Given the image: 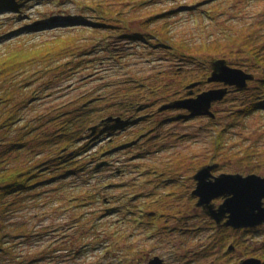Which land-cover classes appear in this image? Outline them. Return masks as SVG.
<instances>
[{"label": "trees", "instance_id": "obj_1", "mask_svg": "<svg viewBox=\"0 0 264 264\" xmlns=\"http://www.w3.org/2000/svg\"><path fill=\"white\" fill-rule=\"evenodd\" d=\"M52 1L53 6L57 5L56 0ZM52 1L0 0V44L5 43L12 35L26 30L38 32L59 27L61 25L58 23L64 20L67 22L65 26H75L77 24L74 22L83 17L71 14L69 9L39 12L40 15L36 17L27 14L33 5L52 4ZM114 1L97 0L79 5L82 11L88 9L95 12L89 16L91 23L102 24V28L111 27L114 30L110 35L103 34L99 41H92L91 46L94 49L92 47L91 53L94 56L87 57L90 44L88 39L69 35L43 40L42 49H21L13 51L5 59H0V259H12L16 248L12 243L13 239L28 243L33 236L39 234L23 220H16L14 213L25 204L41 208L46 202L54 203L52 209L56 212H61L59 209L65 214L72 209L77 211L75 219L78 218L77 225L81 227L79 232L82 233L73 240L74 245H79L77 254H82L89 248H100L103 254L110 258L116 257L118 262L125 263L127 258L118 247L123 241V249L128 257L137 255L141 258V262L136 263L133 257V261L128 264H149L155 258L163 260L162 264H247L250 260L264 264V225L248 229L212 227L215 223L210 224L207 219L209 217L197 210L195 196L188 193V198L182 199L181 193L172 187L177 182L176 178H163L159 170V173L157 170L150 171L159 177L158 182L154 179L148 180L149 184L154 183L152 194H157L159 199L151 200V194L146 193L143 201L137 203V197H133L128 202L130 205L127 210L130 211L129 214L135 213L138 225L146 223L156 229V224H161L159 235L168 237V244H174L168 249V259L157 254L160 244H155V248L150 249L132 245L130 236L124 233L127 219H111L112 214L122 207H116L117 202L112 203L106 215H96L95 210L85 209L100 199L101 192L96 189V184H99L103 192L105 188H113L112 185L105 184L106 179L101 177L92 180V172L88 174L92 169L97 172L100 168L111 165V159L129 154L133 147L138 148L139 155L145 153L139 143L136 144V141L128 138L129 127L140 120L151 118L154 113L147 111L150 105L146 93L161 90L153 80L159 79L162 72L154 77H146L139 71L126 69L133 68L130 59H127V51L132 46H122L121 40L112 37H125L126 44L130 43L127 42L130 39L143 40L145 47L149 45L156 49H165L168 52L170 80L180 79L178 77L185 76L186 73L192 74L193 79H189L184 90L170 93L173 84L168 83V102L158 108V114L168 113L163 122L184 121L193 117L185 109L161 108L187 99L189 92L197 96L209 90L212 85L209 81L213 71L212 64L219 54L222 55L218 60H225L232 67L253 74L254 79L249 81L246 88L231 87L226 97L214 105L216 109L217 105L226 102V106L220 111L215 110V118L206 116L210 121L206 128L213 131L216 149L207 163L198 166V170L208 164H219L215 170L218 174L264 175V35L259 36L254 30L240 27L241 34L238 36L234 30L227 32L224 40L228 41L221 48L216 45V37L213 36L214 41L209 44L213 45L210 47L216 58L200 61L202 71H199V64L193 58L190 45L182 42L180 46L184 51L179 50L169 29L168 38L164 30L158 34L149 30V22L157 16L143 22L146 25L143 32L128 31V20L133 18L118 9L124 1ZM173 13L174 11H168V16ZM26 19L31 20V23H27L26 28L21 27L20 22ZM233 35L238 38H233ZM236 38L240 41V49H225L232 45L230 40ZM61 58H69L65 63L68 65L67 71L71 76H76L78 88L90 85L77 96L65 101L47 93L52 87L46 82H41V87H32L37 81L48 79L37 72L38 63L42 62L41 66L44 63L49 64L46 70L54 71L56 78L62 72L55 70L61 66H54V63ZM188 58L193 59L192 62L195 61L197 67H182L189 61ZM146 59L149 60L147 57ZM235 59L241 61L235 62ZM111 60L117 61V66ZM123 62L126 68H122L125 66ZM133 64L137 62L134 61ZM123 70L127 71L118 74ZM194 83L197 85L188 90V86ZM56 100L60 101L55 102ZM47 103L50 107L37 110V107ZM24 107L32 108L36 112L33 116L25 117L22 115ZM224 112L231 119L224 127H219L222 123L221 114ZM110 118L113 120L110 121ZM249 121L258 123L259 128L250 131ZM124 131L128 133L123 134ZM256 131H260L258 138L255 137ZM160 135L159 130L151 140L159 138ZM122 171L118 167L116 172ZM178 181V187L185 185V180ZM52 192L58 196H51L49 193ZM167 193L173 202L168 203V197L164 195ZM102 196L104 202L111 204L113 201L105 195ZM122 200L123 198L120 202ZM162 200L166 201L165 205L162 208L157 207ZM87 214L93 217L87 218ZM108 216H111L110 219L104 220ZM163 218L167 220L165 224ZM21 256L22 254L15 261L26 264L27 259H21Z\"/></svg>", "mask_w": 264, "mask_h": 264}, {"label": "rangeland", "instance_id": "obj_2", "mask_svg": "<svg viewBox=\"0 0 264 264\" xmlns=\"http://www.w3.org/2000/svg\"><path fill=\"white\" fill-rule=\"evenodd\" d=\"M91 1L97 0H71L70 2H67V0H56L57 5L55 6H53V1L52 4L37 3L33 5L29 8L27 13L31 17H36L42 12L48 13L49 11H60L61 9H69L71 14L83 17L78 18V21L74 22L77 24L75 26H65L67 22L64 20V22L58 23L61 26L53 29H45L38 32L26 30L18 35H12L5 43L0 44V59H5L12 54L13 51L21 49H42L44 44L43 40L69 35L88 39L90 44L87 57L94 56L93 53H91L94 49V47L91 46L92 41H99L100 37L103 38V34L104 36H106V34L110 35L114 30L111 27L102 28L100 26L102 24L97 25L91 23L89 16L91 13L95 14V12L88 9L82 11L79 8L81 3H90ZM116 1H124L122 5H119L118 9L133 18L131 21L128 20V31L143 32V28L146 27L143 22L150 21V19L157 16L149 22V30L155 34L164 30L167 34L166 38H168L169 29L173 39L177 42L176 45L179 50H183L180 46L182 42H186L190 45V48L193 50V58H195L196 63L199 64V71H202L200 69V65L202 64L200 61L206 59L211 61L216 58L215 53L210 47L213 45L209 44L211 41H214L212 40L213 36L216 37V45L221 48V46L225 45L228 41L224 40L227 32L234 30L238 36L241 34L240 27L247 28V30L250 31L254 30L259 36L264 35V0H115L114 2L117 3ZM168 11H174V13L168 16ZM27 21L28 19L21 21V27H28L27 23H31V20ZM32 21L34 20L32 19ZM237 36L233 35L232 37L234 38ZM121 38L112 37V39L121 40L122 46H132L129 50L132 52L126 51L128 53L127 59H130V65L133 67L126 68V64L123 62L125 66L122 68L136 72L139 71L141 75L146 77H154L158 72H162V76H160L159 79L153 80L156 86L161 87V90L146 93L150 105L147 111L149 113H154L151 118L148 120H140L132 127H129L130 135L128 138L130 141H136V144L139 143L138 145L144 148L145 153L139 155L138 148L133 147L129 154L119 155L117 158L111 159V165L102 167L100 170L98 169L99 171L97 172L94 171L95 169H92L88 173L90 174L92 172V180L101 177V179H106L105 184L112 185L113 188H105L103 192L99 184H96V189L101 192L100 199L95 200L96 202L86 206L85 209L89 211L95 210L96 215L100 213L106 215L105 213L108 211V208L117 202L116 205L118 206L116 207H120V205L122 207L112 214L113 218L111 219L122 217H124L123 219H127V222L124 223V233L130 236L132 245L135 244L150 249L155 248V244H160L157 254H162L168 259V249H171L174 244H168L170 239L159 235L161 224L157 223L156 229H152V227L146 223L143 225L136 224L135 213L129 214L130 211L127 210L128 205H130L128 202L132 200L133 197H137V203H141L143 201V195L146 193L151 194V200L159 199L157 194H152L154 192L152 188L154 183L149 184L148 182V180L151 181L154 179L157 181L159 179L158 176L150 173L152 170H157V172L159 170L163 174L161 176L163 178H171V176H174L177 182L174 186L172 185V187H174L175 191L181 193L182 199L188 198V193L193 196L192 192H194L193 190H195L197 186L193 177L198 171V166L201 165V163H207V160L216 149L212 135L213 131L206 128L210 122L207 118L208 116H193L184 121L172 120L163 122L164 119L168 117V113L158 114V108L168 102V83L173 84L170 93H172V91H181L184 90V86L188 83L189 79H193V76L191 73H186L185 76L178 77L180 79L170 80V77H168V52L165 49H156L149 45L145 47L143 46V40L130 39L127 40V42L130 43L126 44V40H124L125 37ZM237 38L233 41L230 40L232 45L225 47V49L228 47L240 49V45H238L240 41ZM139 42H141V44ZM260 42L263 41L260 40ZM208 47H210L211 50H209ZM221 55L222 54H219L217 56L216 61ZM187 56L191 58L189 54ZM146 57L149 58V60H147ZM68 59L69 58H61L54 63V66H61L55 70L62 72V74L56 78H54V71L49 72V70H46L49 68V64L44 63L41 66L42 62H39L37 65V72L40 76L43 75L48 79H41L32 87H41V82H46L52 87L47 93L59 97L62 101L75 97L78 93L89 88L90 85L78 88V84L75 82L76 76L74 74L71 76L72 74L67 71L68 65L65 63ZM111 61L117 66V61ZM125 61H127L126 58ZM134 61H136L137 64H133ZM192 61L193 59H189L182 67H185V69L187 66L192 68L197 67L195 66V61ZM239 61L241 60L235 59V62ZM42 71L44 72L42 73ZM126 71L127 70H123L122 72L119 71L118 74L125 73ZM219 83L221 82L210 81L212 85H210L209 90L226 87L223 83H221L223 84L222 86L216 85ZM231 87L233 86L228 87L229 91ZM187 89L189 90L192 88H190L189 85ZM60 95H62V98ZM189 97H195L194 93L189 92L188 98ZM58 101L60 100H56L55 102ZM218 102L220 101L213 104L214 113L216 109L220 111L226 106V102H224L217 105L215 109L214 105ZM48 106L50 107L49 103L45 106L37 107V110H40V108H47ZM31 109L32 108L24 107L22 115L25 117L33 116L36 111ZM258 117L263 118L262 116ZM230 119L231 118H228L225 112L222 113V123L219 124V127H224ZM249 122L251 127L250 131L259 128V124L255 121ZM158 124H162V126H158ZM158 129L161 135L158 136L159 138L151 140V137L153 138L159 133ZM127 133L128 131L123 132V134ZM259 133L260 131H258V133L256 131V138L259 137ZM90 166H93V164H90ZM118 167L123 170L121 173L116 172ZM76 179L77 178H75V180ZM178 180H185V185L183 187H178ZM118 185L121 186L118 187ZM175 186H177V188ZM172 192L174 191L172 190ZM49 194H51V196H58L56 193L53 194V192ZM102 195L113 199L111 204L104 202ZM164 195H167L168 203L173 202V199L168 193ZM122 198L123 200L120 202ZM165 202L164 200L160 201L157 207L162 208ZM53 204L54 203L44 202L41 208L25 204L23 208L14 213L13 216L16 220H23L32 230L39 232V234H37L39 237L33 236L28 243L21 241L17 242L16 239H13L12 243L16 248L15 253H12V259H10V257L0 259V264H21L19 261H15L20 254H22L21 259L25 258L28 260V262L26 260V264H128L133 261V257H135L134 262H141V258L137 255L128 257L123 249L125 247L123 241H121V243L118 242V247L119 251L121 250L127 258L125 263L118 262V258L116 257L110 258L108 255L103 254L100 248H89L84 253L81 252L82 254H77L76 250L79 249V245L78 243L74 245L73 240H75L76 236L82 235V233L79 232L81 227L77 225L79 223L78 218L75 219V217H77V211L74 212L75 210L72 209L68 214H65L62 209H59L61 212H56L52 209ZM134 209V211L138 213L136 208ZM190 215H193V211ZM92 217L91 214H87V218ZM110 217L111 216H108L104 220L110 219ZM162 220L163 224L167 221L166 218ZM162 242L163 244H165V242L167 244L163 245ZM35 258L38 260H35Z\"/></svg>", "mask_w": 264, "mask_h": 264}, {"label": "water", "instance_id": "obj_3", "mask_svg": "<svg viewBox=\"0 0 264 264\" xmlns=\"http://www.w3.org/2000/svg\"><path fill=\"white\" fill-rule=\"evenodd\" d=\"M209 81L226 85L200 93L195 97L165 105L161 110L176 107L190 112L191 116L216 117L213 104L223 100L230 86L246 88L254 75L243 69L232 67L225 60H217L212 64ZM197 85H190L193 88ZM110 121L113 119L110 118ZM100 166V165H98ZM219 164H208L201 167L194 175L197 186L193 194L198 197L197 205L218 223L227 219L226 226L236 229L256 227L264 224V176L256 173H222L215 175ZM223 198V203L216 206L213 202ZM163 260L155 258L149 264H162ZM247 264H256L250 260ZM259 264V263H258Z\"/></svg>", "mask_w": 264, "mask_h": 264}, {"label": "flooded vegetation", "instance_id": "obj_4", "mask_svg": "<svg viewBox=\"0 0 264 264\" xmlns=\"http://www.w3.org/2000/svg\"><path fill=\"white\" fill-rule=\"evenodd\" d=\"M214 174L215 175H220V174H222V173H220V174H218L216 171H214ZM245 175H247V174H245ZM262 176H264V175H262ZM194 179V178H193ZM195 180V179H194ZM196 181V180H195ZM196 184H197V181H196ZM194 195V194H193ZM195 196V195H194ZM195 199H196V207H197V210L200 212V213H202V214H204L205 216H207V217H209V218H207L208 219V221H209V223L211 224V223H215L212 227H216V228H224V227H229V228H232V229H236V228H233V227H231V226H226L225 225V222H226V220L227 219H225V220H223L221 223H218L215 219H213L212 217H210V216H208L205 212H204V210L201 208V207H199L198 205H197V203H198V197H196L195 196ZM223 198H217V199H215L213 202L216 204V206L218 207V206H220L222 203H223ZM264 225V224H263ZM261 226V225H260ZM257 227V226H256ZM248 228H253V227H248ZM248 228H240V229H248ZM258 262H256V264H257Z\"/></svg>", "mask_w": 264, "mask_h": 264}]
</instances>
